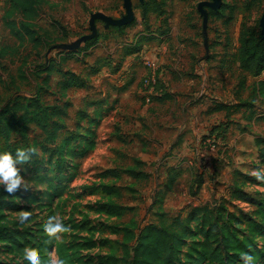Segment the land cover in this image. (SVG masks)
Here are the masks:
<instances>
[{
    "label": "rangeland",
    "instance_id": "1",
    "mask_svg": "<svg viewBox=\"0 0 264 264\" xmlns=\"http://www.w3.org/2000/svg\"><path fill=\"white\" fill-rule=\"evenodd\" d=\"M142 1L48 0V3L42 4L41 16L36 21V29L45 36L44 42L36 47L27 35L22 34L21 15H10L9 0H0V45L11 52L3 58V65L0 64V101L16 91L31 93L35 90L34 86L41 83L46 75L42 71L50 58L55 59L57 64L50 69V86L44 85L42 91L46 101L52 103L56 96H60L55 86L62 79L58 70L75 71L89 82L87 88L68 89L61 99V103L68 99L72 105L63 117L65 126L58 132L55 143L44 142L42 131L34 125L30 126L25 136L35 146L38 158L21 166L27 190H19V196L5 211L11 219L18 222L19 217L25 214L30 215L32 221L24 229L18 227L25 233L23 237L0 240L1 261L23 264V253L28 249L38 251L42 259L39 248L32 247L35 240H31L24 249L20 245L32 237L42 241L46 235L44 224L47 218L57 213L69 226V231L63 234L61 242L78 245L73 264H98V256L107 258L110 253L120 257L123 253L122 234L113 232L112 227L131 221H135L137 226L144 225L158 219L156 211L149 206L151 202L147 203L151 179L136 180L124 174L121 180H115L111 175L103 176V172L114 167L123 171L124 167L133 166L137 161H142L141 168L152 176L165 167L159 165V154L164 147L155 142V132L162 122L161 109H168L169 99L165 103L159 99L161 96L158 94L162 90L159 75L163 77L162 73L167 66L174 67L172 70L175 72L183 66L182 69L189 72L193 61L187 60V63L186 59L193 58L192 55L196 58L208 55L212 57L221 51L226 42L230 44L229 53H235L244 25L250 26L260 21L264 31V0H257L250 10L245 7L248 0H166L165 14H151L148 18L150 29L155 31L156 38L147 41L149 32L144 31L146 26L142 22L143 15L139 8ZM222 6H226L225 9ZM211 8L223 10L222 18L210 15ZM203 12L205 13L202 14ZM99 13L107 16L103 17ZM206 13L209 14L208 19L205 18ZM113 24L119 25V28L111 29L110 25ZM167 29L166 33L158 34ZM98 33H101L99 41L87 48V43ZM82 35L87 37L81 40ZM137 40L142 49L147 46L156 49L153 52L156 68L145 63L146 60L138 54L142 50L122 58L127 44ZM71 41L74 42L73 45L65 46ZM205 43L209 46L216 45V50L211 47L213 51L207 54ZM165 45L170 46L166 52ZM135 54L138 55L135 57ZM131 57H135V63L126 64ZM97 60L101 65L109 62L112 66L103 65L97 73L92 74L95 67L93 64ZM121 60H124L122 65H127V68L120 67L117 70ZM218 61L219 58L215 57L209 59V71L216 77L222 75ZM41 64L43 70L40 69ZM199 69L206 70V67L200 66ZM223 69L229 73L228 76L224 74L228 80H239L240 70L233 61L228 62ZM152 75L156 76V84L159 86L155 85L151 101L148 102L146 94L149 89L145 83ZM211 79L216 81V78ZM246 81L250 85L244 89L247 97L251 95L255 78L247 76ZM123 93L126 94L122 96ZM257 102H260V107L256 106L255 109L261 115L264 112V98H258ZM103 106L104 109H111L107 120L101 128L90 129L91 134L86 133L81 128L88 124L87 118H81L80 124L78 111L83 109L91 112L93 108L102 109ZM117 109L118 112H115ZM233 118L239 119L242 128L248 120L239 116ZM257 118L258 120L252 121L251 132H246L242 137L241 127L231 129L233 132L229 133V139H205V134L201 141L204 154L201 157L208 158V162L219 159L215 161L218 168L222 166L220 159H226L222 167V178H219L226 183H233L236 179L232 177L236 169L250 173L247 179L236 175L239 184L243 183L249 193L248 199L229 201L239 207L237 216H241L242 224L238 225L237 236L242 240L247 232L251 235L250 239H244L246 247L242 248L241 255L250 253L256 264H264V236L248 222L249 218L257 221L264 215V180L257 179L258 175L264 176V161L255 141L256 136L264 138V113ZM71 132L76 134L71 135ZM14 136L17 140L24 138L22 135ZM86 136H91L93 144H90L84 155L78 154L87 146L84 142L80 143L81 137ZM145 136L150 139L147 140ZM167 157L168 155L164 159L166 162L170 161V157ZM60 177L65 185L62 193L50 186L52 181L58 183ZM133 187L135 193L132 192ZM221 189L222 187H218L207 192L210 196L214 195L209 201L218 199L216 196ZM226 196L231 198V190ZM115 199L125 205L118 212L116 209L103 207L108 201ZM176 202L174 197H168L167 203L171 208H179ZM39 229L43 232L39 233ZM59 243L54 245L56 254ZM185 258L187 257L183 255L181 259L184 261ZM104 263L110 264L107 261ZM232 264H242V260L238 259Z\"/></svg>",
    "mask_w": 264,
    "mask_h": 264
},
{
    "label": "trees",
    "instance_id": "2",
    "mask_svg": "<svg viewBox=\"0 0 264 264\" xmlns=\"http://www.w3.org/2000/svg\"><path fill=\"white\" fill-rule=\"evenodd\" d=\"M257 0H248L245 7L250 10ZM11 5L9 14L14 15L18 13L21 15V31L22 34L27 35L31 39L35 46L38 47L44 42V37L36 29V21L40 18L41 6L44 3H48V0H9ZM166 0H143L139 4V8L143 15V24L146 26L144 31L149 32V36L146 37L147 41L154 40L156 33L151 30L149 23V16L155 14L156 16H163L165 14ZM226 6H222L225 9ZM210 15L215 18H222L223 10L216 11L210 9ZM111 29L119 28V25H110ZM168 31L161 30L158 34L162 35ZM65 33L68 35V32ZM101 33H98L89 41L86 45L87 48L96 44L100 39ZM138 40L127 44L126 51L122 58L128 55L134 54L140 48ZM140 52V51H139ZM11 52L5 46L0 45V64L3 65L2 60ZM233 59L237 65L239 74V86L240 88L247 87V76L259 77L264 73V33L260 21H257L254 25H244L240 31L239 44L236 48V52L233 54ZM118 64L117 70H120L122 62ZM57 64L55 59L50 58L44 70L46 75L43 77L42 82L37 83L31 93H21L16 91L15 94L9 96L7 99L0 101V152L15 153L18 148H32L36 151L34 145L26 139V134L31 125L39 128L42 131L43 141L46 143H55L57 140L58 132L65 126L63 117L69 112V108L72 103L66 99L64 103H61V99L65 97L66 91L71 88H87L89 82L86 78L72 70H58L62 76L56 83V91L60 93L59 97H55L52 103L46 101L42 95L44 85L50 86V69ZM103 65L112 66L111 63L102 64L100 61H96L93 64L92 74L97 73ZM158 85V84H156ZM250 87V85H248ZM251 100H247L243 103V107L248 111V115H244L243 118L248 119L246 125L242 128V131L250 129L252 121L258 120L256 112V95L258 98H264V78L261 80H255L252 85ZM240 104L233 105L234 110L232 113L238 112ZM232 107H229L223 103H217L214 106L215 110L227 109L230 111ZM81 123V118H87L88 124L82 125L81 129H85L86 133L90 129H96V119L89 114L88 111L80 109L78 111ZM230 115V113H228ZM73 130V129H72ZM71 135L76 133L71 132ZM226 126L220 124L215 126L210 133L204 138L214 137V139L226 138ZM14 135H22L24 138L17 140ZM91 136L81 137L80 143L84 142L85 149L80 153L84 155L93 142ZM256 146L259 147V153L264 161V138L255 137ZM93 144V143H92ZM76 154V153H74ZM142 161H137L135 165L124 167L123 171H119L116 167L105 170L103 176L111 175L115 180H121L123 175L126 174L135 178L136 180H145L149 177V173L141 168ZM170 176L168 180V187H172L178 177L183 173L184 169L179 167H171ZM219 171L216 168L215 172ZM247 179L250 173H245L240 170H235L233 183L230 185L231 198L223 195L214 201H208L202 205L191 206L186 214L182 211L178 214L171 215L168 212L161 210V206H158V210L155 212L158 217L155 221H149L144 225H136L135 221H131L124 225H114L113 232L116 234H122V247L123 253L119 257L114 253H110L108 257L98 256V264H105L107 261L110 264H203L209 262L210 264H232L238 259L241 260L242 248L246 247L243 244L244 239H250V233H246L240 239L237 236L238 225L242 224L240 221L241 216H237L236 204H231V199L246 200L249 197V193L244 188V184H239V179L236 175ZM62 178L58 183H50V186L54 187L56 192L62 193L65 185ZM206 178L202 174H197L193 179V183H197L199 186L204 183ZM264 186V182L262 183ZM194 185L191 184V187ZM106 188V187H105ZM133 187L132 192H136ZM20 194L17 190L14 194H8L3 191L0 186V240L7 238H20L25 235L18 228V221L11 219L6 213V207L14 203L16 197ZM231 200V201H229ZM103 207H109V209H121L122 206L117 199L108 201ZM160 203V198H157L154 204ZM119 213H117L118 215ZM248 222L253 224L256 231L264 236V215L257 221L249 218ZM42 233V229L38 231ZM34 241V247H38L40 253L43 255L41 261L42 264H48L49 253L54 248L55 243L49 242V238L45 235L42 241H38L32 237L29 241H25L20 248L24 247ZM31 247V248H32ZM76 244L66 245L64 242L57 244V255L64 259L66 264H73L75 256H77ZM252 251V250H251ZM248 251V252H251ZM185 256L183 261L181 258ZM0 264H8L0 260ZM253 264H256L254 261Z\"/></svg>",
    "mask_w": 264,
    "mask_h": 264
},
{
    "label": "crops",
    "instance_id": "3",
    "mask_svg": "<svg viewBox=\"0 0 264 264\" xmlns=\"http://www.w3.org/2000/svg\"><path fill=\"white\" fill-rule=\"evenodd\" d=\"M127 11L129 14L131 13L130 10L127 9ZM204 13L205 12L202 14ZM99 15L103 17L107 16L104 13H99ZM133 16L134 15L132 13V17ZM205 18H209L208 13H206ZM129 19L127 20L129 21ZM86 37L87 35H82L80 39L84 40ZM238 43L239 38L237 46ZM73 44L74 42L71 41L66 43L65 46L68 47ZM229 45L230 44L226 42L223 45V50L221 49L220 52L216 53L212 57L208 55L204 58H196L195 55H192L193 58L186 59L185 61L187 63V60H191V62L193 61L192 69L189 72L182 69L183 66L178 68L179 70L176 72L172 70L174 67L167 66V68H164L162 73L163 77L159 75V81L162 86V90L160 91V94H158V96H161L159 99L161 102L163 101L162 103H165L167 99H169V103L167 104L168 109H161L162 116L160 117V120L162 122L157 126V131L155 132V136H157V141L155 142L161 143L164 147L163 151L159 154L161 159L159 165L165 167H163L162 171L157 175L152 176V174L148 172L150 175L147 179H145V181L151 179L149 181L150 188L147 191L150 195L147 203L150 201L151 203L149 206L155 211L158 210V206H161V210H164L171 215L178 214L181 211L186 214L191 206H198L207 203L211 199L210 197L214 196L213 194L211 196L208 195L207 192L210 190L212 192L214 191V188L222 187L219 191V195L216 197L227 195V192H229V188L232 183H226L224 181H220L219 179L222 178V167L225 164L226 159H220L222 166L218 168L215 161L219 159L208 162V158L203 159L201 157L204 155L202 153L203 149L201 145L202 137L205 134L210 133L215 126L224 124V126H226L225 139H229V133L233 132L231 129L242 128V125L239 123V119H235L233 117L239 116L240 118H243L245 113H248L246 108L242 105L246 99L251 100V95H255L256 93L251 92V95L246 97L244 95V89L249 88L248 85L246 88H240L239 80L235 81V79L231 77L230 78L233 80H228L227 76L229 73L223 68L227 66L228 62H234V52H232L233 54L229 53ZM211 47L215 50L217 48L216 45L209 46L205 43L207 54H210V52L213 51L211 50ZM164 48L166 52L170 46L165 45ZM154 50L156 49L147 46L138 54L146 60L145 63L147 60L156 61V58L153 56ZM138 54H135V57ZM135 57H131L126 64L133 65L135 63ZM213 57L219 58L218 65L222 74L220 77L214 76L213 73L209 71V59ZM126 66L122 65L121 69L127 68ZM195 66L197 67L194 70ZM200 66H205L206 70H200ZM224 74L227 76H224ZM211 78H216L214 79L216 81H212ZM263 78L264 73L261 76L256 77L255 80H261ZM228 82L231 83L229 84ZM211 83L212 85H210ZM124 94L126 93H123L122 96ZM257 101L258 97L256 95V106L260 107L258 105L260 102ZM217 103H223L232 108L230 111L227 109L215 110L214 106ZM238 104L241 105L238 112L232 113L234 110L233 105ZM110 110V107L108 109H104L103 106L102 109L93 108L91 112L88 111L89 114L97 120L95 124L96 128L99 129L103 126L107 120V114ZM115 112H118V109L115 110ZM228 113H230V115H228ZM167 114L169 116H166ZM242 132L241 137L244 136L246 132H251V126L250 129ZM145 138H147V140L150 139L148 136H145ZM252 147H254V143ZM168 151L169 154H167ZM167 155V158L170 157V161L167 160L166 162L164 159ZM171 167H179V169L184 170L173 186L169 188V169ZM216 168L219 169L217 173L215 172ZM197 174H202L206 178L205 182L200 186L197 183H193V179ZM232 177L234 178V172ZM214 183L216 185H214ZM191 184L194 186L191 187ZM169 196L170 198L174 197L177 199L176 203L177 206H179L178 209H173L168 205L167 200ZM157 198H160V203L154 204Z\"/></svg>",
    "mask_w": 264,
    "mask_h": 264
},
{
    "label": "clouds",
    "instance_id": "4",
    "mask_svg": "<svg viewBox=\"0 0 264 264\" xmlns=\"http://www.w3.org/2000/svg\"><path fill=\"white\" fill-rule=\"evenodd\" d=\"M38 158V154L32 148H18L15 154L11 152H0V186L4 192L14 194L17 190H27L26 177L22 175L24 164H30ZM257 179L264 180V176H257ZM32 221L30 215H21L19 217L18 227L24 229ZM69 231L59 213L51 215L44 224V232L49 238V242L59 243L63 239V234ZM242 264H253L254 256L245 253L242 257ZM23 264H42L41 256L38 251L25 250L23 253ZM48 264H66L65 260L60 258L55 249L49 253Z\"/></svg>",
    "mask_w": 264,
    "mask_h": 264
},
{
    "label": "built area",
    "instance_id": "5",
    "mask_svg": "<svg viewBox=\"0 0 264 264\" xmlns=\"http://www.w3.org/2000/svg\"><path fill=\"white\" fill-rule=\"evenodd\" d=\"M146 64L149 65V67H152V68H156V61H152V60H147ZM157 83V78L155 75H152L151 77L147 78L146 79V87L149 89L146 94V100L148 102L151 101V97L153 95V91H154V88H155V85Z\"/></svg>",
    "mask_w": 264,
    "mask_h": 264
},
{
    "label": "water",
    "instance_id": "6",
    "mask_svg": "<svg viewBox=\"0 0 264 264\" xmlns=\"http://www.w3.org/2000/svg\"><path fill=\"white\" fill-rule=\"evenodd\" d=\"M263 33H264V31H263Z\"/></svg>",
    "mask_w": 264,
    "mask_h": 264
}]
</instances>
